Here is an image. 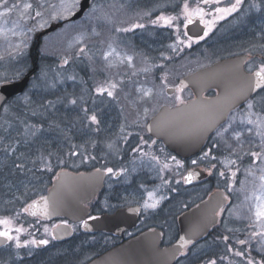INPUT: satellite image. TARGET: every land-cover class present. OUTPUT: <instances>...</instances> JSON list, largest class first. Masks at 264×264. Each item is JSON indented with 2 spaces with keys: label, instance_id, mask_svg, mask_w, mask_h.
<instances>
[{
  "label": "rangeland",
  "instance_id": "1",
  "mask_svg": "<svg viewBox=\"0 0 264 264\" xmlns=\"http://www.w3.org/2000/svg\"><path fill=\"white\" fill-rule=\"evenodd\" d=\"M65 2H71V0H65ZM26 3L31 4L32 7L25 9ZM61 3L62 0H7L6 5H0V13H5L0 15V81L17 79L27 71L31 66L27 56L37 32L53 22L70 18L79 9L81 0L70 14H63L52 19L54 14L61 12ZM185 3H187L186 0H95L84 18L69 21L58 30L46 35L40 50L50 55L59 53L68 56L72 54L74 57L86 55L83 60L90 67L88 76L93 78L98 75L104 76L103 80H107L108 83L122 79L138 82L158 81L165 96L168 86L177 84L184 75L218 59L219 57L215 54L218 55L221 50L219 40L207 46L200 42L195 52L190 50L186 42ZM6 8L12 10L6 12ZM37 11L42 13L40 17L35 15ZM160 16L175 17V19L171 24H165L163 20L152 23ZM44 22H47L45 26L40 27ZM137 24H142L144 27H132ZM117 29L130 30L125 32L117 31ZM261 43L259 52L264 53V44L261 45ZM109 45L119 54V58L114 55L108 60L104 59V53L110 50ZM81 48L85 49V53H80ZM126 56L133 58L131 63L127 60L121 62V58ZM257 61L260 65L263 64L264 59L258 57ZM60 64L64 65L63 61ZM46 74L41 73L43 80ZM76 76L79 79L82 77L87 80L88 78L83 74L81 76L76 74ZM54 79L53 75L52 88L55 92L60 89L61 86L58 85L64 80L58 82ZM79 79H71L72 84L66 83L61 88L62 91L70 89L72 85V90L80 91L82 85L79 82L83 79ZM45 83L48 85V81ZM97 86L98 83H95L94 93ZM45 91L48 93L47 90ZM40 95L42 92L38 90L33 99L37 101L35 96ZM262 97H264V91L256 100V114L264 116V110L259 103ZM24 100L26 101L27 97ZM72 100L76 101L77 106L69 105ZM67 101L68 103L63 101L62 103L69 115L67 118L73 121V125L70 131L64 129L60 134H44L46 132L35 128L29 120L23 124L20 122L14 125L10 120V111L5 112L2 117L0 123V220L8 219L10 227L21 228L23 232L39 230L37 229L39 227L45 229V224L32 220L22 210L31 200L47 192L60 169L65 165L72 168L78 165L79 158L75 154L77 149L87 148L93 144L92 131L95 123L87 117V114L89 117L93 115L94 102L90 104L87 90H83L80 96H67ZM83 114H86V117ZM63 117L65 118L64 115ZM246 118L247 116L239 118L237 124L243 125L246 123ZM251 118L255 119L256 116ZM250 127L255 132V128L248 124L247 128L240 131L242 135L237 140L230 132L231 123L229 131L223 134L228 143L227 147H231L228 150H234L238 155L252 150L261 151L260 138L255 133L247 131ZM247 160L250 162L251 158L248 157ZM229 162L230 160H227L228 185L229 178L233 177L232 172L236 173L235 177L243 175L249 179L245 180L244 177L239 184H231L230 188L235 201L227 220H232L240 231L241 226L238 227V225L254 224L250 209L254 204L253 195L260 193L259 176L262 172L261 169L251 166L233 167ZM47 165H50V169ZM149 168L154 170L152 167ZM249 169L254 175L248 174ZM218 174L219 168L216 167V177ZM155 185L146 186L144 205L146 201L151 204L153 201H162L166 197L163 185ZM149 193H153V196L149 197ZM150 208L152 207L146 210L149 211ZM239 231L232 234L233 238L239 237ZM41 237L46 239L45 236ZM23 239L25 240V237ZM226 242L227 240L223 241L221 245L225 253ZM256 246L260 248L259 244ZM235 252L237 251L229 252V257H232L230 262L246 264L245 257L236 256ZM33 253L42 258L47 252L33 249ZM10 255L9 250L0 253V264H23L21 260L24 257H18V253L15 254V252L12 256ZM191 257H194V260L189 259L179 264H208L211 260H215L216 264L229 263L224 261L223 257H219L215 246L209 247L204 243L195 247ZM201 257H204L203 260H199ZM229 257L226 259L229 260ZM31 264L46 263L38 262L35 257Z\"/></svg>",
  "mask_w": 264,
  "mask_h": 264
},
{
  "label": "flooded vegetation",
  "instance_id": "2",
  "mask_svg": "<svg viewBox=\"0 0 264 264\" xmlns=\"http://www.w3.org/2000/svg\"><path fill=\"white\" fill-rule=\"evenodd\" d=\"M186 2L190 10L196 7L203 8L206 13L204 19L211 21L217 15L215 13L216 7H230L231 4L235 3V0H219L218 3L216 0H211L208 4H204L203 0H186ZM197 19L199 17H194L193 22ZM185 32L186 42L190 50H193L200 42L207 46L219 40L221 50H219L218 55L215 54L219 58L212 60L205 66L211 65L220 59L247 55L244 69L247 73H253L261 65L257 61L258 57L264 59V53L259 52L260 43L262 42L261 45L264 44V0H242L238 10L224 19L216 20L208 35L202 36L203 39L189 35L186 29ZM188 37L192 39L189 41ZM63 68L68 69L69 66ZM67 76L68 74L64 75V77ZM70 77L74 76L71 75ZM91 78L93 80L87 93L90 94V103L94 102L92 111L93 115L97 117V122H95L92 131L93 144L87 148L77 149L75 154L78 156L79 162L75 168L65 165L62 169H71L76 172L99 169L100 173L104 175L103 184L90 200L80 205L79 215L81 219L76 221L66 216L54 219H48L40 215L32 216L29 211L25 212L23 209V213L27 214L32 220H36V222H42L46 225L45 229H47L45 231V229L39 227L37 228L39 230L21 231L18 234L21 244L19 248L15 246V240L7 241L0 246V253L9 250L10 256L15 252V254L18 253V257H24L21 260L23 264H31L35 257H37L38 262L42 261L46 264H88L105 252L151 229L162 231V247L171 245L180 235L179 221L185 211L200 205L217 189H224L231 195V184H239L244 177L245 180H249L246 176L237 175L229 178L230 183L228 185L227 160L235 161L232 164L233 167L251 166L256 168L257 166L258 161L253 163L250 153L253 151L258 152V150L242 152L239 155L233 150H228L231 147H227L228 143L225 137L217 135L218 131L223 130L222 127L214 132L200 151L189 157L179 155L171 150L163 139L150 133L148 125L164 105L171 107L179 105L180 103L175 99L177 95L184 102L195 97L196 94L191 87H183L182 91L177 93V87L181 86L180 80L177 84L166 88L165 96H163L162 86L159 85L158 81L116 80L114 83L117 84V88L114 90V95L110 97L106 92L103 94L97 93V91L93 92L95 83H98L97 88L108 83L107 80H103L104 76L98 75L96 78ZM108 85L109 83L104 88H107ZM169 87H173L174 91L168 92ZM147 89L152 90L150 96L143 95V90ZM77 92L72 90L71 87L70 89L67 88L64 94L78 95ZM217 93L216 88H211L205 92V97L210 98ZM258 95L259 92L255 93L244 103L233 109L222 126L226 127L231 118L235 117L231 121V134L233 131L240 132L242 129L247 128V123L237 124L238 119L248 116L247 101L256 102ZM256 108L257 103H255L252 112L256 113ZM145 109H147V113H145ZM83 116L86 117V114H83ZM87 117L90 118L88 114ZM142 140L144 143L141 142ZM133 149H137V151H133ZM205 153L208 155L205 156ZM153 157L158 159H153ZM173 157L175 160L172 159ZM248 157L251 158L250 162L247 160ZM177 161L179 164L176 163ZM193 161L196 163H193ZM165 164L168 165L167 168L164 167ZM148 166L154 170H151ZM216 167L219 168L218 177L215 175ZM107 168H112L114 172L119 174H109L105 171ZM196 168L203 173V177L186 184V173L190 169ZM120 169L126 171L119 172ZM58 172L49 188L58 176ZM221 172L224 175H220ZM154 184H156L155 186L163 185L166 197L148 211L144 207L146 186ZM48 190L44 194H47ZM231 198L230 204L223 207L222 212L219 210L217 221L211 227L209 233L202 240L188 247L178 258L177 264L189 259L194 260V257L191 256L196 246L204 243L209 247H221L223 241L225 242L224 237H227L228 231H239L232 220H227L235 201L234 196L231 195ZM127 208L137 210L138 219L132 227L121 229V224L115 225L117 227L116 231L88 232L85 229V221L95 220L104 215L113 216ZM90 217L95 219H89ZM197 217H200V214ZM193 218L195 217L193 216ZM62 223L72 225L74 232L72 236L66 239H57L54 236V228ZM240 226L241 231H259L255 223L238 225V227ZM5 227V225L0 224V231L5 230ZM7 227L11 230L13 236L17 235L16 228L8 225ZM41 236H45L46 239ZM32 240H48V243L46 245L24 244V241ZM258 244L259 241L257 240L252 243L250 256L254 260L264 259V252H261L260 248L256 246ZM33 249L47 253L39 258L38 255H34ZM218 255L227 260L222 248L218 251ZM203 258L201 257L199 260Z\"/></svg>",
  "mask_w": 264,
  "mask_h": 264
},
{
  "label": "water",
  "instance_id": "3",
  "mask_svg": "<svg viewBox=\"0 0 264 264\" xmlns=\"http://www.w3.org/2000/svg\"><path fill=\"white\" fill-rule=\"evenodd\" d=\"M93 0H81L79 9L70 17V20H78L91 8ZM64 21L53 22L48 27L39 30L36 34L31 51H35L36 59L33 66L20 78L0 82V113L6 102L12 97L22 94L29 87L31 80L39 68V48L44 36L59 29ZM206 27L200 19L188 24L187 30L192 36L204 35ZM247 55H238L216 61L210 66L200 68L181 79L183 87L194 89L195 97L176 106H163L154 116L148 128L150 133L164 140L165 144L179 155L189 157L197 153L205 145L213 133L224 124L229 113L244 103L249 97L261 91L249 92L248 96L231 102L228 97L234 90L252 83L253 73H247L244 69ZM258 70V69H257ZM256 70V71H257ZM216 88L218 93L210 98L205 97V92ZM174 88L169 87L168 92ZM229 104L231 106L229 107ZM224 115L216 121L215 127L206 131H199L210 119ZM192 179L187 180L189 174ZM203 177L199 169H190L185 175L186 184ZM104 175L97 170L88 172H76L71 169H62L48 190L35 200L36 207L29 210L32 216H43L48 219L66 216L74 221L81 219L79 215L80 205L90 200L101 188ZM41 197L48 199L47 212ZM227 197V199H225ZM229 203V195L223 189H217L197 207L185 211L180 217V235L171 245L162 247L163 233L160 229L147 230L129 241L105 252L93 259L88 264H176L180 255L188 247L202 240L217 221L218 212ZM29 204V205H30ZM35 212V215L32 214ZM200 214V217H197ZM193 216L195 218H193ZM138 219L135 208H127L116 215H104L87 222L85 229L94 231H116L115 225H121V229L132 227ZM74 228L70 224H59L54 228L57 239H66L72 236ZM191 241L184 244L180 237ZM8 240L0 237V246Z\"/></svg>",
  "mask_w": 264,
  "mask_h": 264
},
{
  "label": "snow or ice",
  "instance_id": "4",
  "mask_svg": "<svg viewBox=\"0 0 264 264\" xmlns=\"http://www.w3.org/2000/svg\"><path fill=\"white\" fill-rule=\"evenodd\" d=\"M204 4H208L211 2V0H203ZM216 2L218 3L219 0H216ZM242 3V0H235V3L231 4L230 7L227 8H221V7H216L215 8V13L217 15H215L214 19L209 21V20H205L204 17L206 15V13L204 12V9L201 7H196L194 9H189L188 4L185 3L184 5V15L186 18V24L185 26H187V24H191L193 22V18L194 17H199L200 22L206 25V29L204 31V36L208 35V32L211 30L212 26L214 25L216 20H221L224 19L226 16L230 15L231 13H234L238 10V8L240 7ZM7 4V0H0V5H6ZM79 4V0H71V2H65V0H62L61 3V12L56 13L52 16V19H56L57 16H61L63 14H70L72 9L76 8ZM13 7H16L15 5H13ZM32 6L29 3L24 4V8L25 9H30ZM12 9L11 8H6L5 11L6 12H10ZM93 11H95V7H93ZM5 13H0V15H4ZM35 15L37 17H40L42 15L41 12L37 11L35 13ZM175 19V17H164V16H160L157 17V20L152 21V23H157L160 20H163L165 24H171L172 21ZM47 22H44L40 25V27H44L45 24ZM132 27H139V28H143L144 25L142 24H137V25H133ZM130 29H117V31H129ZM200 39H203V37H199ZM82 39V37H81ZM192 38L188 37V40L190 41ZM109 51L104 53V59L108 60L109 57L112 56H117V58H119V54L116 53L115 49L111 47V45H109ZM80 53H85V49L81 48L80 49ZM132 57L131 56H126L121 58V62H123L124 60H127L129 63H131L132 61ZM64 64H68L69 60L65 59L63 61ZM72 79H74V77H70ZM166 79V77L164 78ZM252 83H250L249 85L245 86V87H241L239 89L234 90V92L228 97V99L231 102H234L236 99H241V98H245L248 96L249 92H255L257 89H261L262 91H264V64H261L258 68L257 71H255L253 73L252 76ZM117 88V84L116 83H109L107 88L104 87H98L96 89L97 93L103 94V93H107L108 96H113L114 95V90ZM183 88V82H181V86L177 87L176 91L177 93L181 92ZM152 90L151 89H147V90H143V95L144 96H150L151 95ZM176 101L180 104L184 103V101L181 99V97L179 95L176 96ZM71 103L75 104L76 101L72 100ZM254 101L252 100H248L247 101V108L249 110L248 112V116L246 118V123L249 125H252L255 128V135L258 136L260 138V146H261V151L260 152H251L250 156L253 158V163H255L256 161H261L262 163H264V116L258 115L254 112H252V109L255 106ZM259 103L262 106V110H264V97H262L259 100ZM231 106V104H229V107ZM85 111H87L85 109ZM145 113H147V109H145ZM224 115V112L221 110L219 115L215 116L214 118L210 119L209 121H207V123L201 128L199 129V131H206L212 127H215L216 125V121L217 119L220 118V116ZM256 116L255 119H252V116ZM92 122H97V117L95 115H92L89 118ZM235 117H232L231 120L228 122V126L222 127V131H218L217 135L218 136H223L224 133H227L229 131V129L231 128V121L234 120ZM245 122V121H242ZM149 131H151V127H149ZM247 131L249 133L253 132V128L250 127L247 129ZM34 134V133H33ZM232 135L239 140L242 133L241 132H237V131H233ZM142 143H144V141H141ZM154 143V142H153ZM111 147V146H110ZM133 151H137V149H133ZM234 151V150H233ZM208 154L205 153V156H207ZM41 159H43V157H41ZM153 159H158L156 157H153ZM173 160H175V158H172ZM177 164H179V162H176ZM193 163H196L195 161H193ZM229 163L234 164L235 161H230ZM47 167H49L50 169V165H47ZM165 168L168 167L167 164L164 165ZM107 173L109 174H113V175H117L119 174L118 172H114V170L112 168H107L105 170ZM126 171L125 169H120L119 172H124ZM97 172L99 173L100 170L97 169ZM261 172L262 174L259 176V180H260V193L259 194H254L253 198H254V204L253 207L250 209L251 213H252V219L255 223V226L259 229V231H253L250 233V240H258L259 244H260V251L264 252V168H261ZM248 174L249 175H254V173L249 169L248 170ZM220 175H224L223 172L220 173ZM236 175L235 172H232V176L234 177ZM187 180H191L192 179V174L190 173L189 176L186 178ZM153 193H149V197H152ZM225 199H227V197H225ZM246 199H248V197H246ZM41 200L43 201L44 204V211L45 213L47 212V205H48V199L46 197H41ZM156 203H158V201H153L151 204H149L147 201L145 202L144 207L148 208V207H155ZM36 207V202L34 201L32 204L28 205V207H26L24 209L25 212H28L31 209H34ZM224 209L221 208V212ZM33 215H35V212H32ZM89 219H95L94 217H90ZM10 223V221L8 219H3L0 220V224L5 225V230L0 231V237H4L6 240L8 241H12L15 240L16 242V247L19 248L21 247L20 244V240H19V233L23 230L21 228H17L15 229L17 235L13 236L11 234V230L7 228V225ZM85 226H87V221L84 222ZM45 231H47V229H45ZM225 240H228V237H224ZM180 240L182 242V246L184 244L190 243L191 241H187L185 240V238L182 236L180 237ZM41 244V245H46L48 243V240H40V241H36V240H32V241H24V244ZM239 244L241 245H247L249 242L246 240H240L238 241ZM236 256L239 257H245L246 259V264H264V259L261 260H254L253 258H251L250 253L246 255L245 252H241V251H237L235 252ZM208 264H216L215 260H211L208 262Z\"/></svg>",
  "mask_w": 264,
  "mask_h": 264
},
{
  "label": "trees",
  "instance_id": "5",
  "mask_svg": "<svg viewBox=\"0 0 264 264\" xmlns=\"http://www.w3.org/2000/svg\"><path fill=\"white\" fill-rule=\"evenodd\" d=\"M199 45H196L192 51L195 52L196 48H198ZM41 56H40V69L35 73L34 78L29 86V88L26 90L25 93L17 95L10 99L7 104L4 106L2 113L0 115V123L2 120V117L5 112L10 111V120L12 124L17 125L20 122L23 124L26 121H30V124L33 125L35 128H40L39 130H43L44 134L50 135L52 134H60L61 132L70 131L71 125H73V121L67 118V113L64 110V103L67 101V96L70 94L65 95L64 91H62V87L66 85V83H71L72 81L70 76H75V78L79 79L76 74H83L84 76L88 77L87 80L83 79L82 77L79 80H82L79 82L82 87L81 90L78 91V95L80 96L81 92L83 90L89 91L88 88L91 87L90 83L92 82V78L88 76L90 72L89 64L83 60L86 58V55H81L78 57H74L72 54L70 56L68 55H50L43 53V50H40ZM85 56V57H84ZM74 57V58H73ZM28 61L31 63V66L33 65L36 54L35 53H29L27 56ZM65 59L69 60L68 64H60L61 61H64ZM82 63V64H80ZM87 63V64H83ZM84 67H80L83 66ZM64 66H69L68 69H64ZM46 74L45 80L41 77V73ZM61 74V75H60ZM65 74H68L67 77H64ZM40 75V77H39ZM53 75L55 76V81H63L58 86H61L58 91H53L52 84H53ZM45 81H48V85L45 83ZM40 83V85H39ZM41 86V88H40ZM68 86V85H67ZM73 87V85H72ZM38 90L42 92V95L35 96L37 101L33 99L34 95L37 94ZM47 90L48 93L45 91ZM89 98H90V94ZM27 97V100L24 99ZM62 101L64 103H62ZM91 104V103H90ZM90 104H87L88 106ZM69 105L77 106V104L69 103ZM42 106V107H40ZM81 107V106H80ZM12 111V112H11ZM64 113V114H63ZM65 116V118L63 117ZM71 115V114H70ZM264 168V163H260L258 166V169ZM250 233L246 232L245 230L239 231V237L233 238L232 234H235V231H228L227 236L228 239L226 242V257L230 256V253L232 250L245 252L246 255L251 252L252 243L254 240H250ZM238 234V233H237ZM240 240H246L249 243L247 245H241L238 243ZM230 252V253H229ZM251 255V254H250ZM232 257H229V260H226V262H229L227 264H232L231 261ZM224 264V263H221ZM236 264V263H235Z\"/></svg>",
  "mask_w": 264,
  "mask_h": 264
}]
</instances>
